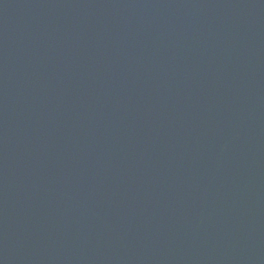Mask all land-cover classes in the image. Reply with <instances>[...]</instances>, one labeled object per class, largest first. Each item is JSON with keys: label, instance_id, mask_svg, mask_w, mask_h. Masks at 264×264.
Here are the masks:
<instances>
[{"label": "water", "instance_id": "1", "mask_svg": "<svg viewBox=\"0 0 264 264\" xmlns=\"http://www.w3.org/2000/svg\"><path fill=\"white\" fill-rule=\"evenodd\" d=\"M0 264H264V0H0Z\"/></svg>", "mask_w": 264, "mask_h": 264}]
</instances>
